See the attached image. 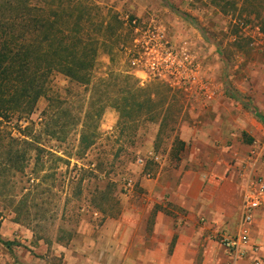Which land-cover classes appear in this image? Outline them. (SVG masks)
I'll list each match as a JSON object with an SVG mask.
<instances>
[{
    "label": "rangeland",
    "instance_id": "374dc122",
    "mask_svg": "<svg viewBox=\"0 0 264 264\" xmlns=\"http://www.w3.org/2000/svg\"><path fill=\"white\" fill-rule=\"evenodd\" d=\"M91 1L110 19L103 28L107 45L100 47L91 72L94 83L86 86L55 72L50 77L48 95L39 99L36 110L26 115L27 119L0 118L1 127L7 128L13 136L24 137L23 132L35 134L46 150L41 153L38 164L37 152L32 150L25 171L11 174L6 186H0V218L15 226L13 233L0 236L28 248L26 236L32 233L35 242L42 240L48 244L46 252L39 250V245L35 249L28 248L32 250L29 256L35 262L32 264H63V248L79 234L81 224L84 221L101 223L96 211L116 213L125 204H175L168 202L167 196L151 201L145 186L141 185L147 179L145 175L151 172L153 180L157 175L167 179L172 174L169 169L176 167L178 158L186 155L180 145L183 126L186 130L201 131L206 121L215 120L217 112L209 109L211 103H206L214 97L196 93L195 87H172L160 80L144 85L138 81L137 84L148 89L153 98L167 94L170 109L165 119L162 115L152 117L154 113L147 115L146 111L134 119L123 118L119 110L110 105L106 88L100 86L99 81L116 73L133 75L130 49L135 35L134 19L141 31L154 22L163 25L172 40H191L193 51L210 81V90L228 93L240 104L238 120L242 127L251 124L255 110L264 115V30L254 12L241 9V1ZM95 85L97 88H93ZM93 96L107 105L93 145L80 153V134ZM49 103L56 106L45 112ZM53 113L59 120L58 135L65 139L48 135L46 124ZM63 125L64 129H60ZM240 132L245 138L249 136L245 129L241 128ZM171 144H177L175 148L179 149L180 157L174 155L175 151L169 153ZM150 151L160 155V159L149 156L145 166L138 165L137 158ZM129 178L135 181L131 189L125 185ZM18 215L20 222L15 221ZM23 227L26 231L21 233ZM17 234L23 236L17 237ZM59 237L64 238L63 242H58ZM210 239H215L216 250H221L218 236ZM210 252L209 248L205 250V258ZM21 257L17 250L0 242V264H23Z\"/></svg>",
    "mask_w": 264,
    "mask_h": 264
},
{
    "label": "crops",
    "instance_id": "0c3cea01",
    "mask_svg": "<svg viewBox=\"0 0 264 264\" xmlns=\"http://www.w3.org/2000/svg\"><path fill=\"white\" fill-rule=\"evenodd\" d=\"M213 99L206 103H211L209 109L217 112L214 121H206L201 131L186 130L183 126L180 145L186 155L169 169L172 174L167 179L157 175L154 180L145 175L147 179L141 184L151 201L167 196V201L175 204H125L116 213L96 211L101 223L81 224L79 234L63 246V264L229 261L225 249L221 246L217 251L213 243L217 241L210 238L217 239L223 232L234 235L240 230L245 201L256 190L254 180L264 176V121L257 115H263L262 112L255 110L257 117H251V124L242 127L238 120L240 104L232 95L220 92ZM241 128L249 133L248 137L242 136ZM176 145L169 147V153L175 151V156L179 150ZM14 229L9 220L0 218V234L13 233ZM25 231L24 227L20 230ZM250 232L247 247L258 245L264 252V197L255 210ZM26 237L28 248L39 245V250L48 251V244L42 240L35 242L32 233ZM10 248L22 255L23 264L35 263L29 257L32 250L20 245ZM208 248L211 252L205 258ZM252 258L251 254L245 264H250Z\"/></svg>",
    "mask_w": 264,
    "mask_h": 264
},
{
    "label": "trees",
    "instance_id": "16d2710c",
    "mask_svg": "<svg viewBox=\"0 0 264 264\" xmlns=\"http://www.w3.org/2000/svg\"><path fill=\"white\" fill-rule=\"evenodd\" d=\"M239 1L242 10L256 14L255 19L264 30V0ZM99 10L91 0H0V118L27 119L26 115L36 110L39 99L48 95L50 77L55 72L86 86L94 83L91 72L100 47L107 45L103 28L110 21ZM99 82L106 88L110 105L119 110L121 117L134 119L147 112V115L154 113L152 117L166 118L170 109L167 94L153 98L148 89L137 84L138 79L133 75L116 73ZM106 105L94 96L90 98L80 134V153L93 145ZM54 106L55 103H49L44 111L50 112ZM257 115L264 121L263 115ZM48 118V135L65 139L58 135L61 131L56 128L58 117L53 113ZM3 120H0L1 187L6 186L11 174L25 171L32 150L37 152V164L41 153L46 152L35 134L23 132L24 137L13 136L1 127ZM50 154L55 156L54 152ZM15 221L20 222L19 215ZM63 240L58 238V242ZM0 242L7 247L17 244L1 236Z\"/></svg>",
    "mask_w": 264,
    "mask_h": 264
},
{
    "label": "built area",
    "instance_id": "2783aa9c",
    "mask_svg": "<svg viewBox=\"0 0 264 264\" xmlns=\"http://www.w3.org/2000/svg\"><path fill=\"white\" fill-rule=\"evenodd\" d=\"M135 35L130 49L131 73L144 85L151 80L166 82L172 87L193 88L196 93H205L207 97L216 96L217 92L210 90V81L206 78L201 60L193 51V42L188 38L172 40L168 37L163 25L151 22L149 26L140 30L137 20H133ZM255 42V41H254ZM160 159L154 151L139 156L137 164L144 166L147 158ZM264 159V149L262 153ZM147 177L152 173L147 172ZM256 190L248 195L243 209L240 230L230 235L223 232L218 235V242L225 249L229 261L225 264H245V260L252 254L250 264H264V252L258 245L247 247L250 243V226L255 219V210L260 207L264 197V176L255 178ZM127 188L135 186L131 178L125 182Z\"/></svg>",
    "mask_w": 264,
    "mask_h": 264
}]
</instances>
